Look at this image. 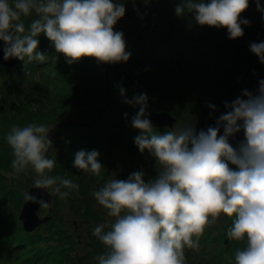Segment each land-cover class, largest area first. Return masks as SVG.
<instances>
[{
  "label": "clouds",
  "instance_id": "9594fccd",
  "mask_svg": "<svg viewBox=\"0 0 264 264\" xmlns=\"http://www.w3.org/2000/svg\"><path fill=\"white\" fill-rule=\"evenodd\" d=\"M256 3L264 11L259 0ZM248 7L249 0H181L175 14H192L202 27L226 28L234 40L244 35L241 25L250 24L240 19ZM125 12L124 2L117 0H0L3 58L45 62L48 56L38 51V37L44 34L69 65L82 58L127 62L131 53L124 33L115 30ZM33 13L37 18L26 28L24 21ZM250 51L264 64V42L250 43ZM120 92L124 96L122 87ZM148 99L139 94L123 102L139 106L131 118L132 127L141 132L134 143L141 154L147 150L155 158L159 170L148 182L143 171H134L126 180L111 179L92 193L107 216L115 218L110 230L104 231L105 224L93 230L106 247L96 257L98 264H185L184 249H198L205 228L221 214L234 217L228 239L244 243L235 251V264H264V80L255 93L245 89L231 103L225 102L228 110L216 126L199 133L191 124L156 132L148 118ZM241 131L244 140L234 148L229 138ZM49 132L43 123L11 127L6 142L13 171L8 175L16 177L31 167L35 189H51L65 199L78 192L79 185L50 174L56 161L46 156L53 143ZM99 155L97 150H80L74 167L100 175L104 165ZM24 199L40 208L52 203L30 192Z\"/></svg>",
  "mask_w": 264,
  "mask_h": 264
},
{
  "label": "trees",
  "instance_id": "16d2710c",
  "mask_svg": "<svg viewBox=\"0 0 264 264\" xmlns=\"http://www.w3.org/2000/svg\"><path fill=\"white\" fill-rule=\"evenodd\" d=\"M117 2H124L126 12L130 16L127 19L121 18L115 25V30L124 33L126 50L131 53L132 62L131 59L130 62H123L125 63L123 66H118L117 63H114V66L112 63L107 64V73L94 58H82L69 65L64 55L57 53L52 42L41 34L38 37V50L43 51L47 48L50 58L55 59L41 63L36 60L29 62L25 58V64L18 62L14 67L0 64V99L3 94L2 100L10 102L0 108V264H98L96 257L103 254L106 247L92 234L93 230L100 224L106 225L104 231L110 230L115 218H105L107 210L98 204L92 193L111 179L126 180L134 171H143L145 182H148L153 178V173L157 175L159 170L156 160L150 161L152 156L148 151L145 150L141 154L134 140L130 139L126 129L132 126L131 118L139 106L133 108L124 103L125 97L131 100L134 95L147 94L148 104H157L154 101L156 100L162 105L170 106V110L182 107L183 109L177 111L178 115L182 113L185 115L186 112L195 113L201 115L194 118L196 121L205 120L207 118L203 112L200 113L199 98H193L195 100L191 98L193 94L198 95L199 89H196L198 84L178 88L167 85L166 81L169 78H178L177 72L170 71L172 63L177 58L181 62L187 56L195 57L194 66L189 65L180 73L187 72L192 67L205 71L213 64L212 75H200L198 78L205 79L208 84L212 83L205 88L214 87L223 101L231 103L234 97L241 96V90L232 83L238 82L237 77L232 79L230 75L225 74L229 70L226 68L227 61L229 59L230 62L244 61L245 56L252 60L253 53L249 48V40L252 43L255 36L257 43L264 42V23L262 24L264 16L259 19L251 17L253 24L244 27V35H248L246 45L242 43V37L239 43L235 40L222 43L226 38H220L218 34L213 40L212 32L215 27L200 26L192 14L180 17L175 14V8L181 0H117ZM249 7L248 15L252 16L254 11ZM139 11L142 13L139 14ZM34 15L35 13L32 16L37 18ZM138 15L143 21L134 23L140 17ZM240 19L243 20L242 16ZM30 20L25 19V25L28 26ZM256 24L261 25L262 32L255 29ZM148 28L153 31L157 29L162 34L155 38ZM193 28L203 30L212 47L210 52L204 45L203 54L195 52L196 46L190 50L185 46L184 35L189 29L191 37L200 45L201 37L197 30L192 32ZM3 45V41H0V46ZM231 46L233 50L230 49ZM213 55L221 56L222 61H215ZM253 65L254 67L247 66L249 70H241L238 73L244 75L247 86L249 83L254 86L252 87L255 93L259 88V81L264 80V64L260 63L256 56ZM38 66L46 68V73L35 74L32 71L33 67ZM134 76L139 80L136 81ZM141 79L147 87L146 92L141 89ZM188 83L192 84L191 81ZM121 87L125 90L124 96L121 95ZM57 88L62 91H54ZM184 95L188 97L185 98ZM70 110L76 113L77 121L64 120L65 123L63 121L64 137L55 140L46 156L56 161L50 174L73 180L79 185V191L71 192L65 199L55 195L54 202L48 210L51 217L35 230L26 232L19 219L12 221L15 214L8 210L10 208L7 204L15 202L22 206L27 189L34 185L36 173L29 167L18 176L10 177L13 188L5 191L2 185L7 179L5 172L13 171L10 166L13 155L6 142V135L13 125L43 123L48 126L49 123L60 119L64 113L65 117H69ZM89 120L90 123L92 120L94 122L90 125L81 123ZM153 128L160 134L170 130ZM55 145H58L57 150L52 152ZM62 150L65 151L64 155L61 153ZM80 150H97L100 153L98 159L104 165L100 175L74 167L75 153ZM147 156L150 159H147ZM9 198L10 201L7 203ZM71 216L77 220L76 230H73L72 219L68 218ZM223 218L225 219L223 227H218L215 222L205 228L199 238L198 249H184L185 264H235V251L242 248L244 243L228 239L227 230L232 225L234 217L225 215ZM79 244L83 248H79L78 251Z\"/></svg>",
  "mask_w": 264,
  "mask_h": 264
},
{
  "label": "rangeland",
  "instance_id": "374dc122",
  "mask_svg": "<svg viewBox=\"0 0 264 264\" xmlns=\"http://www.w3.org/2000/svg\"><path fill=\"white\" fill-rule=\"evenodd\" d=\"M259 4H260V8L261 9H264V0H259ZM249 8H250V10L251 11H254V14L252 15V16H250V15H248V10H246V11H244L242 14H241V16H242V18L243 19H247V20H249L250 21V23H252L253 21H252V18L251 17H253V18H260L261 16H264V11H261V10H258L257 9V3H256V0H249ZM140 10V9H139ZM142 12L141 11H139V14H141ZM137 14V13H136ZM35 16V15H34ZM138 16H140V15H138ZM130 18V16H128L127 15V17H126V19L127 18ZM30 19H34V17L32 16V17H30L29 18V20ZM263 20V22H262V24L264 23V19H262ZM141 21H143L142 19H141V16L138 18V20H136V21H134V23H138V22H141ZM25 22V21H24ZM123 23V22H122ZM133 23V24H134ZM124 24V23H123ZM253 24V23H252ZM120 25H122V24H120ZM26 26V28H27V25H25ZM242 26V28H243V30H244V27H247V25H241ZM255 29H259V31L260 32H262V27H261V25L259 24V25H257L256 24V26H255ZM194 30H197L198 31V35H199V37H201V41L199 42L200 43V45H197V43L198 42H195V40L191 37V32H190V29L188 30V33H186L185 35H184V43H185V46L186 47H188V49L190 50V49H193L195 46V52H198L199 54H203V46L202 45H204V46H207V50L210 52V48H212L210 45H209V39L208 38H206L205 37V34L203 33V30L202 29H195V28H193L192 29V32H194ZM217 30H219L220 32L218 33V31ZM226 30V28H216V29H213V32H212V34H213V40H215L216 39V34H218V36H220V38H223V37H225L226 38V40L225 41H223L222 43H225L226 41H231V42H233V39H229V37H228V32L227 31H225ZM148 31H150V32H153V37H155V38H157L159 35H161L162 33H160V31L159 30H155V31H153L151 28H148ZM205 39V41H203ZM237 43H239V41H240V38H237V39H234ZM253 42H256V38H255V36H253ZM235 43V42H234ZM242 43L244 44V45H246L247 43H248V35L247 34H245V35H243L242 36ZM250 43H251V41L249 40V48H250ZM4 46V45H3ZM45 46V45H44ZM44 46H43V48H44ZM226 46V45H225ZM224 46V47H225ZM40 49H42V48H40ZM230 49L231 50H233V46H231L230 47ZM38 51H40V50H38ZM127 52H129L128 50H126ZM41 52H43V53H45L47 56H48V58H47V60H50V59H55V57H52V58H50V55L48 54V51H47V48H45V49H43V51H41ZM240 55H243V53H240ZM251 57H252V60H250V59H248V56H245V60L244 61H236V62H230V59L227 61V66H226V68L227 69H229L227 72H225V74H227V75H230V77H232V79L233 78H235V77H237L236 79H238V82H232L237 88H240V90H241V95H242V91L243 90H245V89H247V90H249V91H252L253 92V85H251L250 83H249V85L247 86V80L246 79H244V75H242V73L240 74V73H238L239 71L241 72V70H249L248 68H247V66L248 65H251L252 67H254V65H253V62H254V59H255V57H256V55L255 54H253V56L251 55ZM195 57H189V56H187V57H185V58H183L182 60H181V62H179V58H177L173 63H172V66H171V72L172 73H175V72H177L178 73V78H176V79H168L167 81H166V83H167V85H169V86H171V87H173V88H178V87H183V86H188V87H191V86H193V85H197L196 86V89H199L198 90V95L197 94H193L192 95V99L193 98H195V99H197V98H199V100H200V109H201V112L200 113H202L203 112V114H204V116L207 118V119H205V120H202V121H196L194 118L196 117V116H201V115H198V114H196L195 115V113H188V112H186V114L184 115L183 113L182 114H180V115H178V113H177V111H179L180 109H183L182 107L181 108H177V109H175V110H170V106H167V105H162L161 104V102H158V101H156V100H154L155 101V103H157V104H148V108H147V112H148V114L150 115V114H152V112H168L172 117H175V121H174V123H173V125L171 126V129L172 128H179L180 126H182V125H184V124H191V125H193V126H195V125H198V124H200V123H202V122H206V121H209V122H216V120L219 118V116L221 115V114H223V113H225V112H227V110L228 109H226L225 108V102L226 101H223V98L219 95V93H218V91L213 87V89H209V88H205V87H207L209 84H212V83H207L208 81H205V79H203L202 78V80H200L198 77L200 76V75H208V74H210V75H212L213 74V68H214V66H213V64H210V66L208 67V69L207 70H205V71H199L198 69H196V68H194V67H192L191 68V70H188L187 72H183V73H180L181 72V70L182 69H185L186 67H188L189 65H192V66H194V62H193V59H194ZM247 58V59H246ZM130 59H131V62H132V58H131V56H130V58H129V62H130ZM213 59L215 60V61H217V60H219V61H222V59H221V56H218V55H213ZM21 63V64H25V61H23V63H22V61H19V59H18V61H16V63L15 64H17V63ZM167 62V61H166ZM120 63H121V65H120ZM180 63V64H179ZM100 64L102 65V69H103V71L105 72V73H107V64H105V63H101L100 62ZM114 63H112V66H114L113 65ZM118 64V66H123L125 63H123V62H119V63H117ZM197 67V66H196ZM46 68H41V67H33V72L35 73V74H37L38 72H39V74H41V73H46V70H45ZM113 69L114 68H112V72H113ZM131 69V68H130ZM27 72L29 71V70H26ZM131 71L132 72H134L135 74H137V75H139L137 72H135L133 69H131ZM230 71H231V73H230ZM47 72H49V71H47ZM129 72V71H128ZM128 74V73H127ZM127 74H125V75H127ZM135 77V79H136V81H138L139 80V78L137 77V76H134ZM226 78L227 77H229V76H225ZM243 77V78H242ZM244 79V80H243ZM141 81H142V79H141ZM192 82V84H189L188 82ZM195 82V83H194ZM210 82V81H209ZM141 86H142V88L141 89H144V91L146 92V90H147V87L146 86H144V81H142L141 83ZM253 86V87H252ZM198 87H200V88H198ZM51 88V87H50ZM52 89V88H51ZM134 89H136V88H134ZM53 90V89H52ZM54 91H57V92H60V91H62V90H60V88H57L56 90L54 89ZM216 92V93H215ZM2 96H1V99H0V108H3L4 106H6V105H8L10 102H5V101H3L2 100V98H3V94H1ZM183 97H185V98H187L188 97V95H184ZM8 98V97H7ZM235 98H237V97H234L233 98V100L235 99ZM195 99H193V100H195ZM209 104H212V105H214L215 106V109H213V108H210L208 105ZM4 105V106H3ZM99 106V102H97V107ZM132 109V108H131ZM208 110V111H207ZM131 112V111H130ZM129 112V113H130ZM70 115H69V117H65V113L64 114H62L61 115V117H60V119H58V120H55V121H53V122H51V123H49L48 124V128H49V130H51V129H54L55 127H56V125H59V124H61V128L63 127V121L64 120H68V122H70V121H77L76 119V117H75V112H73L72 113V111L70 110ZM128 113V114H129ZM148 115V116H149ZM204 116H202V118H204ZM1 117V116H0ZM95 118L97 117V115L96 116H94ZM117 118H119V117H117ZM67 122V121H66ZM92 122H93V120L91 121V124H92ZM64 123H65V121H64ZM82 124H84V125H87V124H89L90 123V120L87 122V121H85V122H81ZM167 127H169V126H161V128H167ZM170 129V130H171ZM127 131H128V134H129V136H130V139L131 140H134V138L136 137V136H138V135H140L139 133H141L140 131H138L137 129H135V128H133L132 126H128L127 127V129H126ZM63 133H64V131H63V128L61 129V133L57 136V137H55V138H52V139H50V140H52V146L55 144V140L57 139V138H59V137H64V135H63ZM57 146L58 145H55L54 146V148H53V150H52V152H56V150H57ZM61 146V145H60ZM51 147V146H50ZM49 147V148H50ZM62 147V146H61ZM128 150V149H127ZM61 153L64 155L65 154V151L64 150H62L61 151ZM147 159H150L149 158V156H147ZM155 158L154 157H152L151 159H150V161H153ZM9 173L8 172H5V175H6V177H7V179H5V181L3 182V186H4V188H5V191H10V189L11 188H13V185H11V179H10V176L8 175ZM156 175H155V173H153V178L155 177ZM9 177V178H8ZM17 178H19V177H17ZM152 178V179H153ZM13 180V179H12ZM148 180H150V178L148 179ZM34 185L32 184L30 187H33ZM29 187V188H30ZM28 188V189H29ZM27 189V190H28ZM25 190V189H24ZM26 191V190H25ZM50 193H52V194H54L53 192H52V190L51 189H49L48 190ZM10 201V198L7 200V203ZM7 206H9V208L10 209H8L9 211H11L12 213H14L15 214V216L12 218V221L13 222H15L16 221V219H18L19 218V213H20V211H21V208H22V206H20V205H18V204H16L15 202H11L10 204H7ZM13 210V211H12ZM62 211L65 213V214H68L67 213V211L65 210V209H62ZM48 212H50V211H48V209H46V208H41V209H39V211H38V215H40V216H42V215H44V214H48ZM223 217H225V215L224 214H221L217 219H216V222H217V224H218V227H223L224 226V223H225V219L223 218ZM69 219H72L71 220V222H72V224H73V230H76L75 229V224H76V221L77 220H75V219H73V217L71 216V217H68ZM105 218L106 219H108L109 217L106 215L105 216ZM43 223V222H42ZM37 228V227H36ZM35 228V229H36ZM77 238H78V234H77ZM244 245V244H243ZM79 248H83V246L82 245H78V247H77V250L79 251ZM94 260V259H93Z\"/></svg>",
  "mask_w": 264,
  "mask_h": 264
},
{
  "label": "water",
  "instance_id": "95a60500",
  "mask_svg": "<svg viewBox=\"0 0 264 264\" xmlns=\"http://www.w3.org/2000/svg\"><path fill=\"white\" fill-rule=\"evenodd\" d=\"M127 15L125 14L124 17ZM16 58H10L8 60H4L3 58V47H0V64L6 65V66H14L16 63ZM152 123L153 126L161 127V126H169L171 127L176 120L175 117H172L168 112H154L148 117ZM94 122V120H93ZM92 122V123H93ZM91 123L87 124L90 125ZM216 122H202L198 125H195V130L197 133L201 130H207L209 127H215ZM61 133V124L56 125L54 129H51L49 132V139L57 137ZM220 135H223V128L220 129ZM244 140V133L243 131L234 134V136L229 138V142L234 145L238 146V143L240 141ZM27 192H30V194L37 196L39 199H44L45 201L53 203L54 195L51 194L48 190H41V189H35L34 186L30 187ZM51 203V205H52ZM51 207V206H50ZM49 207V208H50ZM40 209V206L38 203L33 202H27L26 200L22 204L21 211L19 213V220L22 223V227L24 231L30 232L33 231L36 227H38L42 222L50 218L51 216L45 215V216H39L38 211Z\"/></svg>",
  "mask_w": 264,
  "mask_h": 264
}]
</instances>
